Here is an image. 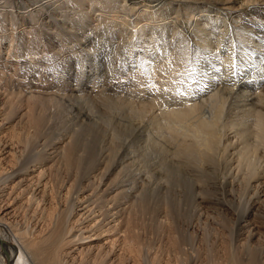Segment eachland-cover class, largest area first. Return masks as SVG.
Returning <instances> with one entry per match:
<instances>
[{
    "label": "bare ground",
    "instance_id": "bare-ground-1",
    "mask_svg": "<svg viewBox=\"0 0 264 264\" xmlns=\"http://www.w3.org/2000/svg\"><path fill=\"white\" fill-rule=\"evenodd\" d=\"M102 1L0 0L26 55L41 62L0 65V85H12L0 88V139L10 123L27 124L40 148L10 167V191L0 184V264H117L138 215L163 212L152 178L164 166L176 217L191 203L240 216L248 242L227 264H264V247L250 244L264 232V0H108L122 5L121 21ZM85 6L101 11L71 18ZM65 107L76 119L49 140L51 110ZM1 146L6 163L13 147ZM59 173L76 180L73 195L53 212L32 207L36 225L24 226L18 213L39 196L48 203Z\"/></svg>",
    "mask_w": 264,
    "mask_h": 264
},
{
    "label": "rangeland",
    "instance_id": "rangeland-1",
    "mask_svg": "<svg viewBox=\"0 0 264 264\" xmlns=\"http://www.w3.org/2000/svg\"><path fill=\"white\" fill-rule=\"evenodd\" d=\"M107 2L108 0H104L99 3L101 4L104 3L105 7L110 6L111 10H116V12H113V15H111L112 20L121 21L122 15L120 14V12H118V10L123 9L122 5L118 1L113 2L112 4H110V2L108 3ZM11 8L12 7H6V10L9 11L11 10ZM100 11L101 10H95V9L92 11L90 6H88L87 9L85 6V8H82V10L80 11L73 10L70 13V16L71 18L81 20L82 17L89 15L88 18L93 19V17L98 16L96 15V13ZM10 14H11L10 12L6 14V17L5 16L1 17L0 15V21L3 22V20H5L4 24L0 23V65L7 64L9 62H10V65H14V63H16L14 62V60H17L18 63L24 62L25 67L27 68H30V69L41 68L40 60H36L33 58L30 59V57L26 55L28 49L30 48L19 44L18 35H19V30H21V28L18 27L19 26L18 23L16 24V26L13 25V28L12 26H10V24H12V21L9 17ZM170 14L172 15V13ZM170 14H169V17L171 16ZM95 22L96 20L94 22L92 20V22H89V24H93ZM28 37H31V33L29 34ZM12 38L14 39L13 42H12ZM29 43L30 41H28L26 38L25 44L29 45ZM6 44H9L8 48L6 50L2 49L5 47ZM10 52H12L14 55H17V57L14 58L15 57L14 55L10 56L9 55ZM29 61H32L31 62L32 65H29L28 63ZM15 67H16V70L14 72L16 74H19L20 73L19 68L17 66ZM39 73H41V75L45 74L44 71H41ZM11 86L12 85H0V88L1 89L3 88V90H5L8 87L12 88ZM183 89L186 90V88L184 86L182 87V85L178 87V90H180V92H183L184 91ZM54 109L51 110V112L53 111V114L55 115V116L53 115L52 117L54 120L50 121L52 125H50L51 127L48 128L47 130L49 140L50 139L53 140L57 138L58 135L62 134L64 130L69 129L73 125L72 121L74 122V120L76 119L75 117L76 115L74 114L76 111H72V110L69 111L71 109L70 107H68L69 110L67 108L66 110L63 109L65 112L67 111L66 113L63 110L61 111V108H59V110L61 111L60 113L58 109L56 108ZM1 111L2 110H0V113H2ZM58 113H59V118L57 116ZM63 114L67 115V117L65 118ZM55 117H57V119H55ZM72 117H73V120H72ZM64 118L66 119V121L72 120L71 124L70 122H66ZM67 118L71 120H68ZM55 120L56 121L58 120L57 123ZM13 125L14 123H10L9 126L7 125V127H9L10 129L6 128L5 129L6 131L4 130L5 135L4 136L2 135L0 139V142L2 144L11 143V146L13 147L12 156L9 158V160L6 161V163L0 162V184H2V186H6L5 189L6 190L9 189V191L11 187L10 183H7L6 185V183H4V177L6 174H8L9 169H11L10 167L15 166V163H17L21 159H24L29 153L33 152L35 149L38 151L40 150V148L33 149L32 143L34 142L35 138L34 139L32 138L33 139L32 140L31 137L35 131L32 127L30 128L31 125H27V124L24 126L21 125L22 127L13 126ZM28 126H29V129H28ZM185 129L186 127L184 126L181 127V131H184ZM30 139L32 140V142ZM1 145H0V148L2 149ZM1 156H2V151L0 150V157ZM252 160H253L252 158H249V161L248 160L245 161V162L248 161L247 163H245V166H246L245 170L250 169V168H251L250 170L254 169L255 164H253L254 166L251 164L253 163ZM142 168L144 169L146 168L147 171L153 174L154 172L153 169L155 168V166L152 165L150 167V165H148L147 167H142ZM163 168H160L162 169L161 175H159L160 177L158 176L157 178H152V181L154 183L153 185L156 186L157 184L156 189L160 190L159 193L161 195L165 196V197H162L163 199L160 198L161 196L158 197V199H154L155 203L159 206V210L163 212L154 213L152 215L149 213L148 214L146 213V214L138 215L139 217L137 216L138 221L137 219L134 220V222H136L137 227L135 226L133 228L137 239L135 237V240H133V243H132L133 247L129 248L130 251L127 252L128 253L127 257L119 259L117 261V264H170V263L171 264L172 263L173 264H181V263L182 264H185V263L186 264H206V263H209L211 260H212L211 262H218L219 264H227L228 263L227 261L229 260L227 257L229 256L230 253L235 254V255L237 254L238 256L240 254L241 248L244 247L245 244L248 242L247 241L248 233L246 232V234H244L241 232L242 230L245 231L244 230L245 228L237 225L238 224L237 218H239L240 216L239 217L237 215L232 216L226 213L225 211H223L218 205H213V206L211 205V207L209 206L208 208H205V207L198 206L196 203L195 204L191 203L190 206H187L188 211L187 213L185 212L186 214V215L184 214L185 216L181 215L182 217H178V216L176 217L175 209L172 206L173 203H175V185H174L175 181L171 180L173 179V177L170 178V180L168 181L169 177L167 176L169 174H173V172H169L170 167L167 168L166 166H164ZM67 174L68 173H64V174L59 173L57 176V180L53 181L52 179V182L48 184V186L46 187L45 195L46 194L47 196L49 195L48 200H50L48 203L45 204L43 202L44 200L42 196H39L37 200L31 202L32 205L29 203L30 205L29 208L25 206L26 208L23 207L20 210L21 213L20 212L18 213V219L24 222L23 223V225L25 224L24 226L26 225H27L26 227L30 226L29 228L31 229V227L36 225L35 219H33V215H32L33 213L32 207L33 208L36 207L35 210L36 209L42 210L45 207L46 211L48 210L50 212H53L54 210L58 209V207L56 206V205L58 206L60 205L58 204V202L60 201L63 202L64 200L71 198V196L74 193V189L77 187V183L76 184L74 183V181L76 182V180L73 179L74 177L67 175ZM163 179L166 180L168 183H166V181H163ZM174 180H175V177H174ZM161 182H164L165 186L163 187L160 186L159 184ZM168 184L171 186H169ZM241 189L243 190L244 187L242 186L238 189L241 192H243L244 190L242 191ZM209 191H213V192L219 191L220 193L222 189L221 188L219 189L211 188ZM197 192L198 191L196 190L194 193H197ZM245 198L243 200L244 204L247 202V198L246 199ZM263 203L264 201L261 203V207H260L261 212L260 211L259 212L264 215ZM195 208L197 209V211ZM189 218L194 219V221L196 222L195 228L187 227V222H188L187 220H189ZM257 218L258 219H255V220L251 219V221L256 222V223L258 222V224H261L260 222L263 221V217L258 216ZM134 222H133V226L135 225ZM136 229L137 231L138 230L139 231L137 232ZM261 229L262 228H260V230ZM260 235H261L262 242L261 240L257 241L256 239H253L250 241V244H252L251 245L252 247H257L258 244L260 247L261 246L264 247V241H263L264 232L263 233L261 232ZM1 247L2 245L0 244V253L2 252ZM180 249H182L181 251L183 253L180 251ZM137 251L139 252L137 253ZM179 261L181 263H179Z\"/></svg>",
    "mask_w": 264,
    "mask_h": 264
}]
</instances>
